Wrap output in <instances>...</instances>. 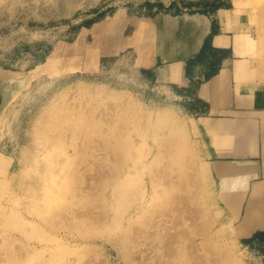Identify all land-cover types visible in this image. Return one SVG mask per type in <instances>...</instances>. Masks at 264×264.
<instances>
[{
	"label": "rangeland",
	"instance_id": "obj_1",
	"mask_svg": "<svg viewBox=\"0 0 264 264\" xmlns=\"http://www.w3.org/2000/svg\"><path fill=\"white\" fill-rule=\"evenodd\" d=\"M199 1L207 0H0V71L18 76L0 84V264H157L158 241L175 229L167 217L150 226L149 213L174 196L204 211L209 201L222 207L225 198L244 200L246 184H230V174L219 171L225 168L208 160L220 157L222 140L214 153L208 134L216 133L201 128L209 125L193 112V85L183 92L157 77L192 52L196 35L183 6ZM229 1L254 14L264 6ZM239 136L233 140L241 144L253 137ZM247 146L249 155L256 144ZM117 159H124L121 171L110 179L120 169ZM163 165L181 186L166 192L159 174L160 199L149 200L150 185L138 197ZM52 180L64 195L39 215L30 193ZM116 184L123 186L118 196ZM206 215L215 264H264L236 220L224 231ZM189 235L177 248L182 259H169L190 264L186 255L194 250L203 258L198 264H211L207 238Z\"/></svg>",
	"mask_w": 264,
	"mask_h": 264
},
{
	"label": "crops",
	"instance_id": "obj_2",
	"mask_svg": "<svg viewBox=\"0 0 264 264\" xmlns=\"http://www.w3.org/2000/svg\"><path fill=\"white\" fill-rule=\"evenodd\" d=\"M190 9L195 12L190 14ZM183 11L196 35L195 44L189 47L194 49L162 66L157 77L183 92L193 85V112L207 120L210 127H222L221 131L210 130L216 134H208L216 140L214 153L222 140L217 153L220 157L212 156L209 162L225 169L252 168L235 177L230 173L228 182L264 188V6L254 14L229 0H207L184 4ZM239 134L240 141L249 135L254 137L250 138L256 144L252 154H229ZM260 199L264 202V195ZM247 201L246 196L240 214ZM262 219L251 220L242 239L249 245L256 244L264 255Z\"/></svg>",
	"mask_w": 264,
	"mask_h": 264
},
{
	"label": "bare ground",
	"instance_id": "obj_3",
	"mask_svg": "<svg viewBox=\"0 0 264 264\" xmlns=\"http://www.w3.org/2000/svg\"><path fill=\"white\" fill-rule=\"evenodd\" d=\"M17 78H18V76H15L13 74H9V73H7L5 71H2V72L0 71V84H8L10 82H13V81L17 80ZM129 106H131V105H129ZM132 107H134V106H132ZM132 107H130L131 110L128 107L130 111H132V109H133ZM127 112H129V111H127ZM126 115H128V114H126ZM113 116H115V114H113ZM113 116L112 117H108L107 116L106 119L110 121V120H112L111 118H113ZM129 117H131V116H129ZM203 120H204L203 122L205 124H208L207 120H205V119H203ZM208 125L209 126L202 125L201 128L208 129V130H211V131H221L222 127H219V125L218 126H216V125L213 126L212 125L211 127H210V124H208ZM113 138H114V140L116 142H120V140H121L120 139L121 137L119 135L112 136V139ZM241 143L237 142V141L232 143L231 144L232 146L230 148L232 152H230L229 154L233 155V156L246 155L249 152V149H248L249 147L247 146V144L250 145V144H253V143L250 140H249V142H247L245 144H241ZM117 151H119V149H116V153H118ZM161 153H165L166 155H168L169 152H166L165 150H162ZM116 155H118V154H116ZM117 160H120V169L116 168V170L114 171L113 174H108V172H105V173L108 174L110 179L118 176L119 175L118 174L119 171H121L124 159H117ZM101 163L98 162V167H100V166L102 167ZM1 164H2V162H1V159H0V166H1ZM250 169L252 170V168L239 167V168L219 169V171L226 170L227 173H229V174L232 173V174H234L233 176L235 177V176H239L237 174H241V173L242 174H247V173H249ZM154 171L156 172V174L154 176H152V180L148 179V180L143 182V189L140 190V192L138 194V197L140 196L141 199H142L147 194L148 186L150 185V190H154V191H153V193L150 194L151 196H150L149 200L154 201V203H155L157 197H159V199H160L159 193L156 192V187H157L156 185H159V183H160L159 180H158V177L160 176L159 174H161V177L163 178L161 184L165 187V189H164L165 191H166L167 187H169V186L178 187V185H180V184L177 183L176 181L172 180L171 172H169L167 165H163V167H161V170H154ZM219 171H217V172H219ZM202 173L203 174H207L208 173V169L207 168H202ZM106 175H103V176H106ZM101 176H102V174H101ZM230 176H231V174H230ZM122 178L124 179V177H122ZM99 179H101V178H99ZM107 179H108V177H107ZM123 181L124 180H122V182ZM237 184L240 185L241 183H237ZM114 186H113V189H114L115 195L118 196L119 193L121 192L123 186H122V184L119 185V186H118V184H116L117 187L116 186L114 187ZM204 186H208V184L203 185V187ZM111 191H112V189H111ZM116 192H118V193H116ZM263 195H264V188H262V187H258L257 188V186H255V185L249 188V191H248V194H247L248 201H247L246 206L244 207V211L242 213L241 220L238 219V216H239V209L241 207V203H242L243 199L242 200H240V199L236 200V202L233 203V202H230L228 198H225L223 200V202H222V207H215L213 202L209 201V202H207V204L205 206L206 207V211H207L206 212V211L200 209L198 206H196V202L188 203V205H189L188 206L187 204L184 205L181 202V200L183 199L182 197H178V196L172 197L170 199V204L167 207H162V208L159 207L160 209L156 208V210L158 209V211H154L155 210L154 209L153 213H149L150 216L153 217V218L151 217L152 221H151V225L150 226L158 227L157 219L159 217H167L168 218V222L170 223V227L169 228L170 229L171 228L175 229L174 232H169V234H167V236H162L161 240L158 241L156 249H157V251L160 249V254L156 255V258H157L156 263L157 264H181L180 260L182 258H180V257L182 256V254L179 252L180 250L179 251L177 250V248H178V246L180 244L179 243L180 239H182V238L187 239L188 236H190L189 235L190 233L198 235L197 237H199V235H201V237L204 236V237L207 238V239H205L204 242H202L200 240L202 243H204L206 245V246H204L205 247L204 248L202 246V244H201V246L205 249L204 258L208 259L207 261H209L211 264H215V262L217 263L218 257L215 256L217 258V260L215 261V259L213 257V255H215V254L213 252V249L210 246L213 243L214 240L209 237L210 236L209 235V231H210V227L212 225L213 220L208 215L205 216V214L208 213V214H211L212 216H214V218H215L214 222L219 223L220 224L219 226H221L222 230H224V231H227L229 226H230V224L234 220H236L238 222V225L240 226L242 234H245L246 231H247L248 225L252 224L251 220L255 221V220H258L260 218H263L262 220H264V202L260 199ZM206 196H207L206 199H210V196L208 194ZM111 197H112V195H111ZM223 197H225V195H223ZM117 199H115V200L117 201ZM124 210H125V208H123V211ZM89 214H91V212H86L87 217L89 216ZM186 220L189 221L188 224H186ZM182 225L187 226V228L179 230L178 228L180 226H182ZM160 227H161V225H160ZM188 239H190V238H188ZM200 241H196V243L200 242ZM215 242H217V241H215ZM197 244H199V243H197ZM208 244H210V245H208ZM215 244H217V243H215ZM191 247H193V246L191 245L190 248ZM192 251L194 252V250H191V252L188 251L189 253L186 255L187 256L186 259L190 262V264H198L197 262L200 261L203 258L201 257L200 254L196 256V254H194ZM223 252H224V250H223ZM229 253H230V251H229ZM173 255L176 256L177 259H180V260L178 261L176 259L177 261H175V259H173V257H172V260L169 259ZM210 257H212V258H210ZM231 258H232V256H231ZM202 261H204V260H202ZM232 264H239V262L238 261H232Z\"/></svg>",
	"mask_w": 264,
	"mask_h": 264
},
{
	"label": "clouds",
	"instance_id": "obj_4",
	"mask_svg": "<svg viewBox=\"0 0 264 264\" xmlns=\"http://www.w3.org/2000/svg\"><path fill=\"white\" fill-rule=\"evenodd\" d=\"M32 203L37 210V214L46 215L52 207L60 202L64 193L62 189L56 185L55 181L44 183L39 189H34L30 193ZM34 264H44L42 260H37Z\"/></svg>",
	"mask_w": 264,
	"mask_h": 264
}]
</instances>
